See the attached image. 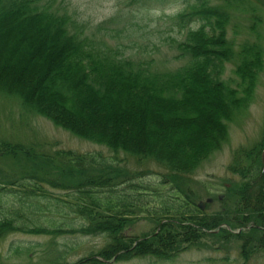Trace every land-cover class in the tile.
<instances>
[{
	"label": "rangeland",
	"instance_id": "374dc122",
	"mask_svg": "<svg viewBox=\"0 0 264 264\" xmlns=\"http://www.w3.org/2000/svg\"><path fill=\"white\" fill-rule=\"evenodd\" d=\"M216 1L222 2L223 0H212L217 5ZM183 2L184 0H144L138 3L133 0H0V144H10L14 148H19L15 149L14 156L0 155V188L10 185L16 178L19 179L20 174L25 172L41 179L45 177L56 184L60 178L65 180V183L69 181L73 184L75 182L78 184L81 178L85 179L87 176L91 180L100 174L101 167L98 163L93 166L92 161H95L97 156L90 158L88 154H98L101 156L100 161L113 164L111 170L104 174L101 173L109 180L111 183L109 185L115 186L129 181V179L135 180L136 184L141 185V188L136 191L142 194H138L137 202L142 207L148 208L147 210L141 207L132 209L127 221L122 222L118 228L116 236L120 239L121 244L118 246H122L121 254L126 255V259H124L126 262L115 260L116 255L104 260L103 264H264V251L251 255L250 261L246 263L240 255L243 252V242L232 234L228 237L223 233L227 232V229L232 230V228L239 227L238 223L243 222L244 219L243 227L249 228L253 225L251 223H253L254 217H257L251 208L253 202H248L250 198L243 200L239 187L234 186L233 182L245 181V176L256 170L258 144L263 137L264 127V70L260 73L261 81L255 92L252 105L238 117L236 116L234 121L228 122V132L221 149L215 151L207 161L194 170V173L187 175L177 172L181 164H188L185 161L186 157L177 152L172 153V146L168 141L161 140V137L158 138L159 135H154V129L153 131L150 129V133H148L149 128L146 127V124L150 120V115L144 109L148 108L149 110L151 106L143 107L140 100H132L133 94L128 93L127 96H124L123 93L117 94L111 91L108 94L109 99L113 100V110L104 112L105 116H101L102 109L101 111L97 109L101 105V101H95L90 106L91 109L87 112V116L90 115L92 122L94 118L107 122L101 124V129L107 131L106 133L96 131L100 132L108 141L113 140L123 149L136 152L143 150L147 152L149 149L153 155L151 160L140 158V155H129L126 151L113 152L105 146L72 135L69 131L58 128L47 119L38 116L35 111H30L32 101L33 105L36 103L38 108L46 110L60 123L68 124V127L77 124L75 117L58 104V101L62 104L64 97H68L61 88V85H64L63 81L73 83L71 79L67 80L61 72L60 76L54 75L39 90V93L32 94L33 96L30 94L40 86L45 70L59 64L58 54L63 48L60 41L51 40L48 33L41 31L40 25L35 22H24L22 17H13L8 10L21 8L29 3L31 10L36 8L40 11L47 8L49 12L59 18L62 27L69 23L76 28L85 27L88 29L91 39L98 43L105 42L108 44L105 45L107 48L115 49L117 46H113V44L116 42L109 40L117 33L126 35L133 33L135 35L133 40H140L142 36L155 38L159 31L168 27L159 28V18L176 12ZM226 14L230 15L233 24L241 31L248 30V26L253 24L255 18L261 17L257 14V16L249 15L248 17L243 15L235 20L236 15L233 12L227 10ZM162 23L164 22L160 24ZM244 34L246 35L245 32ZM262 36L264 37V31ZM246 38V36L239 37L238 41ZM262 39L264 41V38ZM150 53H152L149 55L150 60L152 57H157L152 64L154 69H173L174 71L179 68L181 62L175 60L176 52L170 51L168 48H161ZM54 54V60H51L50 56ZM227 56L228 54L224 57ZM234 57L236 56H231L229 65L226 67L227 79L233 76V67L237 64ZM186 58L189 59V56ZM7 89L20 91L26 95L25 97L29 101L28 106H25L26 109L22 108L21 100L7 94ZM197 92L199 95L201 94L202 102L211 106V110H216L219 113L223 111L227 117L229 114L228 103L221 100L219 94L210 90L209 92L206 90L204 94L203 91L197 90ZM55 93L60 96V100H52L53 94L57 96ZM130 100L133 101V108L129 110L128 115L125 113V116L133 119L129 122L123 117H119L123 114L116 111L115 105L126 109ZM51 101L54 104L48 106ZM220 104L221 107L217 108L216 106ZM163 105L166 106V104ZM197 110L202 111L203 107L199 106ZM161 113V111L157 112L159 116ZM107 115H110L111 119L106 120ZM207 116L209 122H213L218 117L217 115V117L210 116L209 113ZM157 120L161 121V119ZM76 127L79 128L81 134H87L88 130H92L89 121L87 125H76ZM116 128L119 129L120 134L113 132ZM161 129H164L163 124L160 126ZM96 131L93 130L94 133ZM215 134L217 140H220L223 136V129L219 127ZM141 136L146 138L143 143L138 141ZM64 151L71 152L64 156ZM76 160L78 163L70 166L69 163ZM164 161L172 162L175 167L173 169L167 167ZM74 169L76 172L79 170L76 176L73 174L76 173ZM56 170L64 171L63 175H52L51 172ZM162 181L164 185H161ZM227 186H229L228 189ZM123 188L124 196L129 198V202L135 203L137 193L134 190L129 191L125 184L120 186L119 191ZM173 189H177L192 204L197 206L200 203L204 204L205 217L211 221L201 223L189 219L187 223L193 225L190 228L185 230L176 225L177 228L170 230L173 239H177L176 231L189 232L185 235L188 244L182 245V243L180 244L181 239L177 240V257L171 261L132 257L136 245L143 243L142 240L145 242L146 238L150 236L153 237L158 230V223L152 220L155 219L154 213L156 210H160L163 204L169 202L172 193L176 198ZM47 190L50 193L53 192L51 189ZM59 193V189L54 192V194ZM14 196L7 192L0 195V218L11 217L14 213L18 214L19 204L21 200L25 201V199ZM178 196L180 195L178 194ZM207 200H212V203L207 204ZM41 206L45 207V212L33 219L37 224L50 226L53 220L65 226L68 224L75 227L81 223L74 214L58 213L57 210L56 213H53L58 207L57 201L46 200L41 203ZM113 214L116 213L109 212L105 215L112 216ZM20 216L21 221L29 224L33 222V220L23 217L22 214ZM217 217H220L223 222L216 223ZM215 224L216 226H213L211 230H202L201 226ZM65 228L67 229V227ZM238 231L242 232L245 229H235L233 232ZM60 234L64 236L53 235V238L30 236L22 234V232L0 234V264H49L50 258L46 261L44 259L46 256L43 253L45 251L49 253L52 244L58 243L62 247L66 242H68V247L65 249V260L67 264L74 263L96 251L100 246L99 238L102 237H76L68 231ZM102 240L106 242L103 237ZM251 246L260 248L257 243H252ZM28 247L32 249L30 253H26L29 250ZM51 257L54 259L53 255ZM129 257L133 259L130 260Z\"/></svg>",
	"mask_w": 264,
	"mask_h": 264
},
{
	"label": "trees",
	"instance_id": "16d2710c",
	"mask_svg": "<svg viewBox=\"0 0 264 264\" xmlns=\"http://www.w3.org/2000/svg\"><path fill=\"white\" fill-rule=\"evenodd\" d=\"M260 1L264 5V0ZM29 6L30 3L21 8H14L8 11L13 17H22L24 22L37 23L40 25L41 31L49 34L51 40H59L61 45L67 48L60 58L59 64L45 70L41 77L40 86L30 94L35 95L39 93V90L54 75L60 76L59 73L61 72L66 76L67 80L71 79L73 83L71 81L68 83V81L64 80V85H61L59 82V85L67 93L68 97H64L65 99L62 104L58 101V104L75 117L77 124L74 123L75 126L70 125L68 127V124L60 123L59 120L50 116L46 110L38 108L36 103L33 105L32 101L30 108L49 119L56 126L86 141L105 146L113 152L126 151L129 155H140V158L151 160L153 155H151L149 149L147 152L146 150L136 152L123 149L113 140L108 141L100 132L96 131L106 133L107 131H104L103 128L101 129V124L107 122H102V120L94 118L93 123L90 115L89 117L87 116V112L91 109L90 106L95 101H101V105L97 107L99 111L102 109L101 116H105L103 114L104 112L113 110V100L109 99L110 96L108 94L111 91L117 94L123 93L124 96H127L128 93L133 94L134 97L132 100H140V103L144 105L143 107L151 106L149 110L148 108L147 110L144 109L150 115L149 122L147 121V124L145 123L146 127L149 128L148 133H150V129L152 131L154 129V135H159L158 138L161 137V140L168 141L169 145L172 146V153L177 152L186 157L185 161L188 164H181L177 172L187 175L194 173V170L198 169L202 163L207 161L215 151L221 149L220 147L225 142L224 140L228 132V122L234 121L235 117H238L240 113L246 111L254 101L255 92L261 81L260 73L264 70V44L262 43L261 37L263 28L259 26L262 20L261 18H255L253 22L254 26L249 29V32L247 31L250 33L251 38L246 40L236 50L234 49V45L227 40V29L231 18L230 15H227L223 11L228 7L229 10L238 16H249V10L253 16L259 15L260 9L250 4L248 0H226L224 8H216L208 0H196L189 7L191 14L199 17L203 23L197 32H188L184 36L183 42H179L181 56L185 58L189 56V60L184 66L178 68L176 70L177 73H174V75H151L144 72L147 71L146 69L149 70L148 64L145 63L134 68L132 63L123 59L119 48L113 51L103 47V45H96L97 43H92L91 41H78L73 36H68L61 27L57 29L55 20L53 21L52 17L48 14L47 8L38 11L36 8L31 10ZM227 54L228 56L224 57ZM231 56H236L234 58L237 64L234 67L233 76L224 80L226 74L225 66L230 62ZM197 90L203 91V94L206 90L219 94L220 99L228 103L229 114H227V117L225 112L221 111L219 113L216 110H211V106L204 104L202 102L203 98L200 96L201 94H198ZM6 92L21 100L22 107L25 108V106H28L27 103L29 101L22 92L13 90ZM55 94L57 96L53 94L52 100H60V96L57 93ZM132 102L131 100L129 101L126 109H121L119 105H115L116 111L119 114H123L119 115V117H123L124 120L129 122L130 120L133 121L132 117L125 115H128L130 113L129 110L133 108ZM161 103L166 104V106ZM50 104L54 103L51 101L48 106ZM178 106L179 108H177ZM199 106H202L204 111L197 110ZM51 107L54 108L52 105ZM216 107H221V104ZM156 111H161V116ZM208 113L210 116L217 115V119L209 122ZM107 119H111V116L107 115ZM157 119H161L162 122ZM88 121L91 122L92 130H88L87 134H81L76 125L84 126L87 125ZM162 124L164 129L160 130ZM218 124L223 129V136L220 140H217V135L215 134L219 129ZM118 130L116 128L113 132L120 134ZM145 139L144 136H141V139L138 141L143 143ZM258 145L255 161L256 170L250 172L248 176H245L246 183L239 188L243 200L244 198L246 200L250 198L248 202H253L251 208L257 217H254L253 223L251 224L256 227L251 226L249 231H242L237 235L232 234L236 239L243 242L241 257L246 263L250 261L251 255H255L264 250V159L261 157L264 140L262 139ZM142 146L145 145L142 144ZM15 149L18 150L19 148H14L10 144H0V154L14 156ZM167 152L169 153L170 151ZM75 163H78L77 160L69 164L72 166ZM164 163L169 168L173 169L175 167V164L172 162L164 161ZM235 164L238 165L237 163ZM100 166L102 168L99 170L100 174L91 180L89 176L85 177V179L81 178V181L73 187L74 191H71L66 199L52 196L47 191V187L53 189L64 187V184H62L63 179L60 182L58 180V184H56L45 177L41 179L26 172L20 174V179L16 178L10 187H4L0 190V195H2V191H7L9 194L15 195L14 197L25 199L26 202L21 200L19 208L17 209L18 214L14 213L11 217L5 216V218H0V234L4 235L13 231H22L34 235L49 234V230L39 228V226L37 227L33 223V219L39 216L41 212H45V207L41 206V203H44L46 200H54L58 202V207L53 213H56L57 210L58 213L71 212L77 215L80 214L81 218L85 221V224L81 225L77 230L71 231V234L79 233L80 235L89 237L94 235L107 237V243H101L97 251L92 252V254L77 264H103L98 258L107 260L116 255L117 261H124L126 255L121 254L123 248L122 246H118L121 244L116 233L120 224L127 221L131 209L136 205L126 201L124 198L117 199L115 193L117 185L110 187L109 184L111 183L109 180L104 175H101V173L104 174L111 170L113 164L102 162ZM77 172L73 173L74 176L76 174L78 175ZM54 173L63 174L64 171L56 170ZM168 183L173 185L170 182ZM122 184H126V182ZM105 185H107L109 192H103L102 194H110V197L107 199L99 196V191H102ZM131 188L135 189L132 185ZM173 190L176 196L180 194L177 189ZM113 191L115 197L111 195ZM166 205L158 211L155 217V221L157 222L165 221L161 226L160 233L162 234L159 233L157 236L151 237V239L140 245H136L132 257H151L171 261L176 257V252H178L177 240L181 239L180 244L182 243V245L188 244L185 235L189 234V232H183L184 230L181 232L176 231L175 236L177 239H173V234L170 230L177 228L176 225L185 230L190 228L193 225L187 223L189 219L201 223L211 221V219L205 216H199L201 212L195 208L194 211L188 212L192 209L190 201L175 200L166 203ZM109 212H115L116 214L112 216L105 215L106 213L109 214ZM20 214L28 220H33V222L29 224L21 221ZM188 215L190 216L186 218ZM17 219L20 221V225L17 224ZM242 221L238 223L239 227L232 228V230L246 228V226L243 227L245 219ZM215 222L222 223L223 221L220 217H217ZM213 226H216V224L201 227L202 230H211ZM53 227L57 229L58 224H55ZM60 228L65 229L64 227ZM223 233L228 235V237L231 236L229 232ZM67 243H64L63 245L65 246H62L59 251L56 250L57 255L53 264H67L65 256L62 253L65 252L64 248L66 249L68 247ZM252 243H257L260 248L251 246ZM132 257L129 258L132 259Z\"/></svg>",
	"mask_w": 264,
	"mask_h": 264
},
{
	"label": "bare ground",
	"instance_id": "6f19581e",
	"mask_svg": "<svg viewBox=\"0 0 264 264\" xmlns=\"http://www.w3.org/2000/svg\"><path fill=\"white\" fill-rule=\"evenodd\" d=\"M67 50V48L63 47L62 50L59 52V58L57 59V61L60 60V58L63 56V54L65 53V51ZM55 57V54L50 56V59L52 60ZM54 60V59H53ZM56 60V59H55Z\"/></svg>",
	"mask_w": 264,
	"mask_h": 264
}]
</instances>
